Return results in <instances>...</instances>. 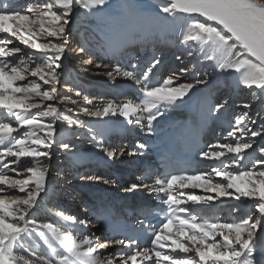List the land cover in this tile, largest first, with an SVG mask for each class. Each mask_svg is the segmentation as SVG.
I'll return each instance as SVG.
<instances>
[{
    "label": "snow or ice",
    "instance_id": "snow-or-ice-1",
    "mask_svg": "<svg viewBox=\"0 0 264 264\" xmlns=\"http://www.w3.org/2000/svg\"><path fill=\"white\" fill-rule=\"evenodd\" d=\"M151 7L140 0L115 4L112 0H36L25 6L0 8V33L9 34L40 53L25 58L16 55L22 53L20 47H0V111L3 112L0 119V185L26 193L12 197L0 195V264H264V255L261 260L256 259L257 251L264 250V234L260 231L264 221V146L258 149L260 158L248 161L251 167L242 165L247 150L253 149L251 138H264V125L249 127L247 112L235 118L228 132L233 142L211 144L199 153L203 158L220 161L221 167L194 175L158 174L154 179L148 173L146 178L152 179L151 185L132 183L124 189L132 192L143 187L163 194L167 211L159 229L151 233L148 241L151 248L132 250L131 246L138 240L127 235L119 221L113 226L114 235L101 241L94 233L84 234L86 220L63 211L55 215L59 222L68 226V231H61L56 222L40 223L33 215L38 208V197L45 191L48 171L41 157H47L46 149L57 142L55 125L61 119L57 103L44 102L70 99L59 96L56 84L61 75L57 69L62 67L61 60L68 44L67 26L76 9L86 18L95 20L103 36L102 47L113 54L138 41L156 43L174 38L197 62H209L221 74H234L237 86L258 89L259 93L253 95L264 104V0H159L155 11H151ZM41 37L52 39L42 41ZM12 43L9 39L0 40L2 45ZM10 56L13 59H8ZM159 64L160 60L155 57L143 70L136 64L123 67L115 63L106 75L113 79L122 75L134 81L140 90L139 102L129 100L117 104L110 100L94 109L84 108L83 112L98 120L114 116L122 117L128 124L135 120L142 129L153 133L154 122L159 123L168 108L186 103L185 97L191 99L189 93L196 85L206 83L207 76L205 73V78H194L193 83H177L176 73L154 80V70ZM35 78L49 87L42 89ZM223 107L224 104H216L213 110L219 112ZM243 107L247 109L250 105ZM22 128L27 129L23 135H14ZM93 131V141L109 158L135 156L145 147L137 144L131 151L123 147L118 152L109 150L103 145V139L110 129L102 126ZM96 136L100 137L99 141ZM62 147L69 149L71 145L62 143ZM227 153L234 154L231 159L234 170H229L230 166L221 160ZM25 157L31 158L27 162L31 166L21 163V158ZM13 165H20V168ZM6 169L18 176L22 172L29 175L15 179L5 172ZM214 177L222 179L214 181ZM88 179L106 185L117 184L115 179L102 176ZM194 180L202 183H189ZM237 180L241 184H237ZM185 188H203L216 195H187L185 200V193L180 191ZM5 192L6 189L0 187V193ZM234 195L237 200L241 197L251 200V204L246 206V211L233 209L240 213L233 222L198 220L196 215L188 214V208L182 207L187 201L207 203ZM73 230L77 235H73ZM34 235L46 246L39 256L36 245L30 242ZM111 246H121L128 251L106 253ZM165 248L170 252H164ZM190 252H194L198 260L178 254Z\"/></svg>",
    "mask_w": 264,
    "mask_h": 264
},
{
    "label": "bare ground",
    "instance_id": "bare-ground-1",
    "mask_svg": "<svg viewBox=\"0 0 264 264\" xmlns=\"http://www.w3.org/2000/svg\"><path fill=\"white\" fill-rule=\"evenodd\" d=\"M17 2V0H0V8H5L6 6L10 7V4ZM140 2L144 5H151V11L156 10V5L159 3V0H140ZM12 4V5H17V4ZM18 3V2H17ZM112 3L114 4V0H112ZM5 6V7H4ZM15 7V6H14ZM79 9L74 10L72 16H71V21H72V27L76 26L78 28L77 35L79 36V41H81L80 45L83 46H88V51H86V57L90 56L89 58L92 60L91 65L98 64V58L100 61H102L101 68H99L97 65L93 67V69H98L104 70L103 73H97L96 71L93 70H87V67L89 64V60L85 61L84 64L82 62L79 63V61H75L74 58L70 56H63L62 61L63 65L62 68L68 72L69 80L71 83L74 84L76 88L83 89V92L85 90H93L96 89V91H101V90H110V92H117L118 93H126L128 89H136L134 92L138 94L139 86L135 84L134 81L127 79L125 77L117 76L115 79L109 77L106 75V73L111 70V66L107 64L106 62H112L113 65L117 62H119L123 67H128L130 64L128 61L132 60L134 61L133 64L136 62L138 63L137 65L139 67H146L149 62L156 57L158 52L161 54L159 55L158 59L160 60V64L157 65L156 67V72H154V80L155 79H160L163 78L159 76L161 75L163 70L162 66H165V61H171L170 64L174 63V67L179 65V68L184 67L185 65L189 64V69L187 72H182L185 74V78L176 76L180 78V80L184 81H189L193 75L196 74L197 77L200 78V76H203L205 78V73L207 74L206 76V83L196 85V87L192 90V92L189 93V96L191 99L188 97H185L186 103H182L177 107H170L166 110L165 115L161 118H159V123L154 122L155 125V131L151 134H149L146 129H142L141 126L137 123H134L135 125H138L139 132L134 129L135 127L132 126L131 124H128L122 117L119 116H114V117H105L103 120H98L96 118L89 117L85 115V118L83 123L89 124L91 128L94 129H99L100 127H107L110 129V131L105 135L103 140H107L110 136V134H114L112 136V140H114V145L112 146V150L114 147L116 148L115 150L118 152L121 147H123L126 151H131L133 150L137 144H143L145 147L143 149H140L138 151V154L133 156V157H128L124 155L122 157L120 165H118V171L120 172L122 179L120 180L119 174H111L108 170L106 172V175L109 174L108 178L115 179L116 181H122L123 179L126 178L130 174V172L134 171L136 167H140V165H143L144 163H148L152 166L157 165L156 163H153V157L151 156V150L147 148V145L151 143L156 136L162 131V129L165 126L169 125V122L171 119L177 118V117H182L185 114H190L194 118H200V120L203 122V124L206 127L204 139L208 143V145L211 144H217V143H231L233 142L232 138H229V136L226 138H223L222 134L224 131L231 130V127L233 126V122L229 120V117H231V112L235 107H243L244 104H249V108H245L244 110H240V108L236 109L235 111L238 110V114L241 115L244 112H247V114L251 115L253 114V111H257L256 115L262 114V119H264V104H262L257 98L253 95V93H259V90L253 87L252 89H249L243 85L237 86L236 81H235V75L234 74H228L224 73L221 74L219 71H216L213 69L211 63L209 62H204L200 63L197 62L194 57H189L187 55V51L185 48L178 43L174 41V38L172 40H167L166 42H148V43H141V42H136L133 44L128 45L123 49L121 52H117L113 54L111 51L106 50L105 48L102 47V42H103V36L100 31V29L97 27V24L93 18H86L81 11H78ZM178 34V33H177ZM1 36H6L9 35L7 33H0ZM2 39H9L13 41V38H6V37H0V40ZM69 40V38H68ZM83 40H87V42L82 43ZM11 45V44H10ZM87 48V47H86ZM127 48H133L132 53L135 56V59H133V54L129 56L127 54L126 49ZM155 49L157 52H155ZM159 49V51H158ZM67 50V48H66ZM178 51V52H177ZM35 52V50H34ZM91 52V53H89ZM40 55V53L35 52ZM137 53V54H136ZM174 53V55H173ZM176 53V54H175ZM102 55H106L107 58L105 62L101 58ZM138 55V56H137ZM96 56V59L94 58ZM163 56V57H162ZM174 56H176L175 60ZM148 61V62H147ZM95 63V64H94ZM104 64V67L103 66ZM105 65H109V67H105ZM168 65V66H169ZM89 69V68H88ZM184 69V68H183ZM96 72V73H95ZM170 74V73H169ZM188 77V79H187ZM176 81H179L176 79ZM192 83V82H190ZM252 95H251V91ZM123 91V92H121ZM218 91V92H217ZM78 92V91H76ZM95 92V90H94ZM131 92V91H129ZM96 93V92H95ZM224 93V94H223ZM228 93V100L225 97V101L234 100V103L231 105L232 109L229 110L228 112L226 111V108L230 106V103H226L224 107L219 111L216 112L214 111L212 104L215 99L219 97V95H226ZM130 95L132 93H129ZM140 95V92H139ZM133 96V94H132ZM137 96V95H136ZM84 99V96H82ZM109 97V96H107ZM111 97V96H110ZM113 97H115L113 95ZM134 98V97H133ZM222 98V96H221ZM105 99V98H104ZM77 100V99H76ZM113 101V98L110 99H105V100H100L97 101L96 103H93V100L89 101V103H93L90 105V109H94L95 106L100 105L99 103L103 102V104H106L108 101ZM129 99H123L121 98L119 101L123 102L119 104H124L127 103ZM136 101V100H135ZM236 102H238V105H234ZM57 105L59 106V102L56 101ZM101 105V106H102ZM86 107V106H85ZM213 108V109H212ZM241 111V112H240ZM235 113V112H234ZM84 114V113H83ZM238 115V116H239ZM248 115V116H249ZM63 118V119H62ZM82 119L77 120L76 117H70L68 115H61V119L56 121V129L62 133L64 136L67 134H71L70 132L75 128L77 125H83L82 124ZM248 120V118H247ZM69 121H79V123H73L70 124ZM81 121V122H80ZM107 121V124L104 122ZM134 121V120H133ZM233 121V119H232ZM235 122V121H234ZM85 124V125H86ZM82 127V126H81ZM226 129L224 130V128ZM60 129V130H59ZM126 130V131H125ZM92 131V130H91ZM90 131V132H91ZM126 132L125 138H128L126 142L121 140L123 138V135H121L122 132ZM110 133V134H109ZM42 134V133H41ZM109 134V136H108ZM228 134V133H227ZM225 135V134H224ZM122 136V137H121ZM119 137L116 140V138ZM98 140H100V137L97 136ZM257 138V137H255ZM255 138H251L250 142H254ZM223 139L225 141H223ZM247 139V138H246ZM258 138V142L253 144V147H256V149H259L261 147L262 140ZM108 141V140H107ZM264 141V140H263ZM121 143V145H120ZM95 147H90L89 149H77L70 151L68 153V156H66V162L63 161V156L62 154H59L57 156H54L53 153V146L50 149H46V151L49 152L50 155L47 157H42L41 161L42 163L46 166L47 168V175L53 174L51 172V169H55L57 166V170H59V174L61 179H63V183L61 185L59 183H56L53 178H50L47 180L45 183V191L41 192L40 196L38 197V208L33 211V215L37 218L38 222L43 223L45 221L48 222H56V226L60 228L61 231H68L70 230L67 225H64L63 222H59V218L55 215L57 211H63L65 214L76 216L80 220H86L87 221V228L85 229L84 234L91 235L93 234V230L89 229L90 224L92 225L91 227L97 228L98 230V235L100 237H103L102 235V228L98 225L97 221L93 218V214L91 212V208L93 205V201L96 198L93 194L87 191L80 192L78 189V185H86L85 182H79L78 178L72 176L73 174L70 173V169L75 167V164H82L83 169H91V165L89 164L93 163V161L98 157V155L103 158V160L99 159L98 161V166L97 170H99V167H106L107 165L105 164H111L109 158L104 152H101L98 150V145L95 143ZM109 147V148H111ZM111 150V149H110ZM83 151V152H80ZM254 151H252L253 153ZM258 157H260L259 151H257ZM249 150H247V155L246 159L249 158V155L252 154ZM67 155V154H66ZM137 160L131 161L130 159H134L136 156H140ZM234 154L227 153L224 158L233 156ZM95 158V159H94ZM199 158H202L204 163H201L196 167L197 171L194 173L198 172H210L213 167H220V161H214V160H209L206 158H203L199 156ZM232 158V157H230ZM109 159V160H107ZM31 160V158H26L23 159L24 165L25 166H31L30 163H27ZM221 160H223L221 158ZM225 160V159H224ZM223 160V162H224ZM248 160V159H247ZM54 161V166H52V163ZM97 162V161H96ZM227 162V161H226ZM85 164V165H84ZM225 164V162H224ZM100 165V166H99ZM227 165V164H226ZM249 165V164H248ZM122 166V167H121ZM126 167V168H125ZM141 169V168H139ZM87 171V170H86ZM101 171V170H100ZM140 171V170H139ZM138 171V172H139ZM105 174V173H104ZM139 174V173H138ZM192 174V175H194ZM98 175V174H97ZM80 176V175H79ZM137 176V175H136ZM88 177V176H87ZM129 178V177H128ZM155 177L152 176V179ZM135 177L136 184L138 181H140V177L138 176V179ZM152 179L148 181H144V184H152ZM214 179H217L216 181L222 179L220 177H214ZM134 180V179H133ZM94 184L96 183L95 180H93ZM237 184H241V181L237 180L235 181ZM132 183H135L134 181L126 182V186L128 187ZM189 183H202V181L199 180H194L190 181ZM4 188V187H3ZM141 188V189H140ZM137 188L136 192H134L129 198L130 193L132 192H126L125 190L122 192L124 195L128 196V198H119L116 195H112L108 193V201L112 203H117V199L121 201L122 204L127 203L129 206L130 205H136L134 198L137 197V195H140L142 197H151L153 194L148 188H143L140 187ZM125 189V188H124ZM107 191V190H106ZM180 191L185 193V196L183 197L184 199H187V195H198V196H208V195H213V193H207L203 188H185L181 189ZM234 191V190H233ZM103 195L104 192H101ZM206 193V194H204ZM26 193H15L11 195H6V194H0V195H6L8 197H12L13 195H20L23 196ZM105 194V193H104ZM162 194V193H160ZM215 194V193H214ZM78 199H76V202L73 201L75 199L74 197L79 196ZM98 195V194H97ZM163 195V194H162ZM238 195V194H237ZM113 196L117 197L114 198ZM73 198V199H72ZM224 200V203H222V208H220V212L217 215V218L220 219V223H226V222H233L235 221V216H239V212H234L233 209H242L240 207L245 205L244 210L246 211L247 208L246 206L251 204V200L241 197L239 200H237L234 196L230 197H218L213 200L215 201H220ZM242 200V201H241ZM134 201V202H133ZM189 202V201H188ZM192 202V201H191ZM199 205L203 206L202 208L205 209H210L214 211L216 207H221L220 205H214L212 203L207 202V203H199ZM233 207L232 213V218L227 217L228 215V207ZM238 206V207H237ZM201 208V209H202ZM228 209V211H227ZM234 217V218H233ZM255 218V217H254ZM261 233L263 231L264 234V221H262V227L260 229ZM73 235H77V233L73 230ZM96 236V235H95ZM104 239V238H103ZM103 241V240H102ZM31 243L36 245V255L39 256L41 253L44 252L46 246L44 245L43 241L40 240L39 238L35 237V235L32 237ZM28 242H26L27 244ZM112 247V248H111ZM108 249H106V253L109 254H116L121 251L116 249L114 246H111ZM112 250V251H111ZM180 256H189L188 253H178ZM145 264H150V262H145Z\"/></svg>",
    "mask_w": 264,
    "mask_h": 264
},
{
    "label": "rangeland",
    "instance_id": "rangeland-1",
    "mask_svg": "<svg viewBox=\"0 0 264 264\" xmlns=\"http://www.w3.org/2000/svg\"><path fill=\"white\" fill-rule=\"evenodd\" d=\"M17 2H15V3L13 2V3L14 4H18L19 6H25L29 2L35 3L36 0H17ZM123 2H124V0H114V4L115 3H123ZM12 4H10V7H14V6L16 7L17 6V5H12ZM7 7L8 6H6L5 8H7ZM78 11H80V10H78ZM25 14H29L30 15V13H27V12H25ZM67 32H68V38H69V40H68V44L66 46L67 50L65 51L64 57L66 55L67 56H70V57L74 58L75 61H79V63L82 62L84 64V62L86 60L88 61L91 58L90 56L86 57V53H87L86 51H88L89 49H88V46H85L84 44H82L83 46L80 45L81 41H79V36L77 35L78 28L76 26L72 27V21L67 26ZM0 37L13 38V43L11 45H2V44H0V47H7V48L20 47L22 49V53L21 54H16V55H24L25 58H27V55H32V54L38 56V54H36L33 49H31V48L27 47L26 45L22 44L15 37H11L10 35H6V36H1L0 35ZM40 39L43 41L44 39H52V38L41 37ZM84 42H87V40H83L82 41V43H84ZM81 48L84 49L83 52H81ZM131 49H133V48H130V49L127 48L126 49L127 54L129 56H131V54H133ZM158 51H159V49H158ZM155 52H157L156 49H155ZM89 53H91V52H89ZM158 54L160 55L161 53L158 52ZM158 54L155 57L156 59H158V57H159ZM173 55H174V53H173ZM94 58L96 59V56ZM101 58L105 62L107 56L106 55H102ZM175 58H176V56H174V59L173 60H175ZM8 59H13V57L10 56ZM133 59H135L134 54H133ZM97 60H98V62H100L99 63V68H101L102 61H100L99 58ZM128 62H129V64H133L134 63V61H132V60H130ZM168 62L171 63V61H165V66H162V69L161 70H163V71H161L162 72L161 75L159 74L160 77H162L164 75L163 78H166L168 75H171L172 73H176V76L185 78L184 77L185 74L181 72V69H183V68L185 69L186 68L187 70H190L189 69L190 68L189 67V64L190 63L187 64V65H185L182 68H179V65L174 67V65H175L174 63H172V64L169 65ZM106 63L109 64V65H113L112 63H114V61H112V62H106ZM89 64L90 65H88L87 67H85V68H87V70H91V71L93 70V73H94V71H96L97 73H101V74L103 73L104 70H101L102 68L101 69H98V67H96L97 69H93V67L95 65H98V64H95V63H94L95 65H91V63H89ZM104 64L105 63H103V66L102 67H104ZM135 64L137 65L138 63L136 62ZM61 65H63V61L62 60H61ZM138 68L140 70H143L146 67H143V66L142 67H139L138 66ZM57 71L59 73H61L60 78H59V83L56 84V88H57V91L59 93V96L60 97H69L70 98V99L64 100V101L57 100L59 102V106L58 107L60 109V115L63 114V115H68L70 117H72V116L73 117H76L77 120H80V119H82V120L84 119L85 120V118H87V116L84 117L86 114L83 112V109L84 108H89L91 104L96 103L97 101L100 102V100H105V99H108V98L112 99L113 98V101L115 103L119 104V102H120L119 100L121 98H123V99H129L130 98V100H133L134 102H139V99L138 98L140 96L139 95V92L140 91H138V94H137L136 92H134L136 90L134 88H132L131 90L128 89L126 93H118V95H117V92H110V90L96 91V89H94L96 93L94 92V90H93V92H92V90H90V91L85 90L83 92V89L76 88L74 86V84L71 83V81L69 80L68 72L66 70H64V68L61 67L60 69H57ZM154 72H156V69L154 70ZM194 78H199V77H197L196 74H195V75H193L191 77V79L189 81L180 80V78L176 77V79L179 80V81H176V82L177 83H190V82L193 83L194 82ZM200 78H204V77L203 76H200ZM35 79L38 80V78H35ZM187 79H188V77H187ZM155 80H157V79H155ZM26 82L27 81H25L24 83H26ZM38 82L41 83L42 89L49 87V85H43V82L42 81H39L38 80ZM76 91H78L80 93V95H77V92ZM129 91H131V92H129ZM121 92H123V91H121ZM252 92H253V90L251 91V95H252ZM129 93H132L133 96H132V94L130 95ZM113 95L115 97H113ZM82 96H84V97L87 96L88 97V100L83 99ZM107 96H109V97H107ZM221 96H222V98H221ZM225 97H226L227 100L229 99L228 98V93L226 95H219V97L213 101L212 107L214 108V105H216V104H224V105H226V103H224L225 102ZM35 99L37 101H39V98H35ZM91 100H93V103H89V101H91ZM73 101H74V103H73ZM55 102H53V101H45L44 103H55ZM103 102H101L99 104L102 105ZM120 103H123V102H120ZM227 103H230V106L228 108H226V111L228 112V109L229 110L232 109V106L231 105L234 103V100H231L230 99L229 101H227ZM236 104L238 105V102H236L234 105H236ZM238 108H240L241 111L245 109L244 107H235L232 110L231 115H230L231 117H229V120L231 122H233V125L235 123L234 122L235 121V118L239 115L238 114V110L235 111ZM33 111H36V110L34 109ZM256 112L257 111H255V112L253 111V114H251V115L248 114L249 116H247L248 122H249V124H248L249 127L259 128L261 125H264V119L261 118L262 117V114L256 115ZM2 118H3V112L0 111V119H2ZM232 119H233V121H232ZM84 120L82 121V124L83 125H80V126L77 125V126H75V128H73V130L70 132L71 134H67L66 136H64L62 133H60L57 130V142L52 145L53 146L54 156H57L59 154H62V156H63L62 159H63L64 162H66V156H68V153L70 151H73V150H76L77 151V149H81V150L83 149L84 150V149H89L90 147H95L96 146V145H94L95 142L93 141V135H94V131L93 130H95V129L94 128H91V126L89 124L83 123ZM134 123H135V120L133 121V125H132V123H131V125L135 127L134 129H136L137 132H139V130L137 129V128H139V126L138 125H135ZM13 126L14 127L16 126L15 123L13 124ZM225 129H226V127L224 128V130ZM25 131H27V129L26 128H22V129H20V131H19L18 134L17 133H14V135H23V133ZM125 131L121 133V135H123V138H121V140H123V141L126 142L129 139L128 138H125V135H127V134H125L126 133ZM228 132H229V130L223 132V134H222L223 138H226L227 139V137H228V134L227 133ZM109 134H108V136H109ZM113 135L114 134H112V135L110 134L111 137H109L107 139L108 141L107 140H103V145L105 147H108L109 148V147H111V145L112 146H115L114 145V140H112L113 139L112 138ZM118 138L119 137H117L115 141H117ZM229 138H231V137H229ZM258 138H260V137L255 138L253 144H255L256 142H258L257 141ZM261 139H262V137H261ZM96 140H98L97 136H96ZM225 140L223 139V141H225ZM263 140H262L261 146H264V141ZM62 143H68V144L71 145V147L69 149H64L62 147ZM120 145H121V143H120ZM110 149L112 150V147L109 148V150ZM114 149H116V148L114 147ZM98 150L101 151V152H103L100 149V147L98 148ZM249 151L251 153H252V151H254V152L249 155V158H247L248 160L245 159L242 162V165L244 167H251V164L248 163L249 160L260 158V157H258V155H256L258 153L257 152L258 149H256V147H253V149H250ZM80 152H83V151H80ZM100 155H98L99 158H97V159L94 158L95 160L93 161V163L89 164V166L91 165V169H83L82 168V164H80V163L75 164V167H73L72 169H70V173L71 174L75 173L72 176L78 178L79 182H83V183L85 182V184H86V185H78V189L80 190V192H83V191L90 192L91 194H94V196H96V197L99 196V195H101L102 194L101 192H104L105 194H108L110 192L112 195L113 194H116V196H119V198H121V199L128 198L122 192L124 191V188H126L125 187L126 186V182L134 181L136 183V181L134 179L136 173H134V172L132 174H129L128 176H126V178L123 179L122 181H117V184L115 186L106 185V184H104L102 182H98V181H96V183L94 184L93 180L88 179V177H90V176H102V177L108 178L109 177V174L106 175V172H108V170H109V172L111 174H119L120 180L122 179V176H121V174H120V172L118 171L117 168H118V165H120L123 156H117L115 158H111V160H110V163L111 164H109V163L108 164H105V165H107L105 168L99 165L100 166L99 167V170H97L96 168L98 166L97 163H98L99 159L103 160V158H101ZM128 157H133V156H128ZM140 157H141V155L140 156H136V157H134V159H130V162L131 161H134V160H137ZM230 157H233V156H229V157H226V158L222 157V159L223 160L225 159L224 160L225 164H227V165L230 166L229 167V170H234V168L231 166V159L232 158H230ZM26 158L27 157L21 158V163L22 164H24L23 159H26ZM8 159H15V158H8ZM107 160H109V159H107ZM51 163H52V166H54V161L51 162ZM13 166L14 167H17V168H20V165H13ZM220 167H221V165H220ZM139 168L140 167H136L135 170H137ZM57 169H58L57 166H56L55 169L54 168H53V170L51 169V172L53 174H50V175H48V176L45 177V183L47 182L48 179L53 178L56 183H59L60 185H61V183L64 184L63 183V179H61V177H60L59 170H57ZM5 172L9 176H11V177H13L15 179H23L27 175H29V173L22 172L21 175L18 176L16 173L11 172L8 169H6ZM216 180L217 179H214V181H216ZM0 187H4L6 189V192L5 193H2V194L11 195V194H15V193H20V192H18L16 190L7 189V186L6 185H0ZM32 187H34V185H32ZM136 191L137 190H134V192H136ZM134 192H132V193H134ZM204 194H206V193H204ZM215 195L216 194L213 193V196H215ZM78 197H80V195L77 196V197H74L75 199L72 198L73 201L76 202V199H78ZM210 203H212L214 205H217L218 204V205L221 206V207H216V209H215V212L217 214H219L220 208H222V203H224V200L223 201L222 200L215 201V202H213V200H211ZM249 203H251V202L249 201ZM125 204H127V203H125ZM233 207H234V205L233 206L231 205V207H228L229 211L227 209V211H228L227 212L228 213L227 217H229V218H232V215H230V214H233L232 213ZM240 208L244 209L245 208V205L242 206V207H240ZM234 217H235V219L237 218V216H235V214H234ZM91 226L92 225L90 224V228L89 229L93 230V233L96 235V237L100 238L101 241L104 240L103 237H100L98 235V230H96L97 228L91 227ZM217 239L219 240L220 237H217ZM189 256H192L193 258H195V259L198 260V257L195 256V253L194 252H190Z\"/></svg>",
    "mask_w": 264,
    "mask_h": 264
}]
</instances>
